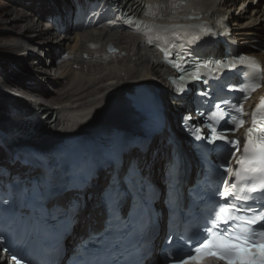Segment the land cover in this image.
Wrapping results in <instances>:
<instances>
[{
  "label": "bare ground",
  "instance_id": "bare-ground-1",
  "mask_svg": "<svg viewBox=\"0 0 264 264\" xmlns=\"http://www.w3.org/2000/svg\"><path fill=\"white\" fill-rule=\"evenodd\" d=\"M5 1L0 0L4 4L0 12L5 14L0 17V37L11 39L10 35L18 31L15 34L19 40L0 45L9 51L5 53L16 52L15 56L0 57V85L18 87L30 99L16 101L0 91V137L20 140L35 135L41 140L56 141L60 137L101 134L119 128L133 136L143 124L139 112L152 118L163 113L174 131L182 135L175 116L191 112L190 102L174 98L168 78L175 73L162 65L158 52L145 45L142 36L122 30L76 32L65 17L85 0ZM186 4H195L202 14L213 12L215 19L226 21L240 42L242 53L248 52L256 40L264 46V0H220L219 6H211L209 0L117 2L124 21L130 22L134 16L163 24L190 20L187 15L193 14L194 9L186 10ZM57 16L68 33L57 32L51 20ZM199 22V18L190 21ZM108 45L114 47L115 55L107 51ZM59 51L69 54L73 61L54 68L48 56L56 59ZM258 56L264 62V53ZM50 91L54 96L48 94ZM167 137L168 132L157 134L148 152L131 147L126 158L142 165L147 162L146 172L159 181L168 159ZM0 162L12 170L19 167L11 166L9 153L1 148ZM105 176L102 174L96 181L97 186L107 185ZM82 220L88 226L103 229L104 218L93 202ZM76 233L84 234L85 229L79 226Z\"/></svg>",
  "mask_w": 264,
  "mask_h": 264
},
{
  "label": "snow or ice",
  "instance_id": "snow-or-ice-1",
  "mask_svg": "<svg viewBox=\"0 0 264 264\" xmlns=\"http://www.w3.org/2000/svg\"><path fill=\"white\" fill-rule=\"evenodd\" d=\"M167 55V53H166ZM184 57H181L183 60ZM243 57H227L226 60L235 64L237 60ZM189 64V68H180L182 73L181 79L187 73L191 78L203 80L198 74L201 67L200 60L193 53H188V60L184 61ZM225 62V61H218ZM174 66L180 67L176 62ZM206 67L207 64H204ZM206 82V81H205ZM257 83H241L233 87L241 95L230 104L231 111L227 108H221V104H227L228 101H220L214 105L227 115L218 128L214 123L204 121L201 125H189L191 115L183 117L185 130L190 127L196 129L195 141H200L215 148H223L228 156L227 162H221L219 168L223 169L228 176L235 179L230 183L225 176L218 185V190L211 194L210 199L215 204L210 213L205 217L204 223L200 225V235L195 239H185L182 235L177 236L169 234L165 243L170 246H178L182 250L172 251L167 249L165 257L166 264H206L207 261L213 264H264V205H259L257 197L239 196L234 188L239 187L237 180L249 182L247 189L251 193L261 191L264 195V105L252 116V127L249 129L248 136L243 143V151L236 162L238 169L231 167V160L235 157L237 151H240V141L227 139V134L234 132L238 127L244 124V120L236 114L241 113L243 102L248 98L249 89H255ZM201 96L207 95L201 92ZM215 113H211L214 115ZM197 115L203 117L205 112L197 109ZM257 120L261 122L259 128L260 134L254 138V132L257 128ZM206 126L207 134H201L200 129ZM191 134V133H190ZM222 141V144H217ZM127 145L118 139L110 141L97 152L86 158L75 168V180L79 185L89 183V179L98 178L99 172L105 165L111 169L110 177L104 193V201L107 208L110 209L108 221L105 229L101 233H95L90 240L91 248L85 247V257L83 264H120L123 256L132 249L139 250L142 247V239L145 232L147 221L151 217V203L156 195V191L149 177L145 175L144 169L148 167L147 162L141 166L139 163H129L123 178L120 175V167L124 151ZM29 164L39 163L34 157H25ZM177 167L175 161L165 169V182L168 191L176 196L182 189V181L178 175L173 174V169ZM41 195L45 188L38 185ZM195 194V193H193ZM204 199V196L200 197ZM251 201V202H249ZM130 202V209L125 216L122 214V206ZM86 206V202H85ZM182 215L187 216L181 208ZM257 225V227H252ZM179 227V224L177 225ZM183 241V245H180ZM0 248H2L15 264H31L25 256H17L16 253L8 247L6 238L0 235ZM151 250L144 248L140 255V264H147ZM244 253H258L245 259Z\"/></svg>",
  "mask_w": 264,
  "mask_h": 264
},
{
  "label": "rangeland",
  "instance_id": "rangeland-1",
  "mask_svg": "<svg viewBox=\"0 0 264 264\" xmlns=\"http://www.w3.org/2000/svg\"><path fill=\"white\" fill-rule=\"evenodd\" d=\"M2 2L3 3H7L5 0H2ZM2 5H4V4H2L1 2H0V8L2 7ZM6 12H8V11H6ZM2 15H5L4 14V12H0V17H2ZM16 32H18V31H16ZM15 31H14V34H11L10 36L12 37L11 39L10 38H8V39H4V38H1L0 37V45H2L1 43H9V42H11V40L12 41H14V42H16V41H18L19 39L18 38H16V33ZM2 37H4L3 35H2ZM13 37H15V38H13ZM14 39H16V40H14ZM6 41V42H5ZM1 49V51H0V57H11V55L12 54H14L13 56H15L16 55V52H13L12 54L11 53H5V52H9V51H6V50H3V48H0ZM32 49H34V47L32 48ZM3 51V52H2ZM49 91V90H48ZM12 92H14V93H16V94H18V95H21V96H23V97H25V98H27V99H30L29 97H27V95H25L23 92H21L19 89H18V87L16 88H14V89H12ZM48 94H51L52 95V91H50V93L48 92ZM52 96H54V95H52Z\"/></svg>",
  "mask_w": 264,
  "mask_h": 264
},
{
  "label": "water",
  "instance_id": "water-1",
  "mask_svg": "<svg viewBox=\"0 0 264 264\" xmlns=\"http://www.w3.org/2000/svg\"><path fill=\"white\" fill-rule=\"evenodd\" d=\"M141 135H143V133H141ZM143 137H145V135H143Z\"/></svg>",
  "mask_w": 264,
  "mask_h": 264
}]
</instances>
